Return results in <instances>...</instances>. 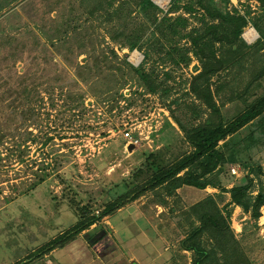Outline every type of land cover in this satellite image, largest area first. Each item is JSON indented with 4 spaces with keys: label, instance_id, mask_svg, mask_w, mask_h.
I'll use <instances>...</instances> for the list:
<instances>
[{
    "label": "rangeland",
    "instance_id": "rangeland-1",
    "mask_svg": "<svg viewBox=\"0 0 264 264\" xmlns=\"http://www.w3.org/2000/svg\"><path fill=\"white\" fill-rule=\"evenodd\" d=\"M157 1L164 10L170 6V0ZM0 3L4 4L0 7V130L9 133L11 140L20 135L22 141L36 135L41 138L43 132L52 137L45 145L41 141L26 143L30 151L25 154V163L14 160L10 166L0 164V264L2 260L4 264H12L34 254L64 228L75 224L80 220L76 212L78 203H89L92 210L99 212L106 204L124 196L120 200L121 206L125 205L120 211L122 214L119 209L114 211L120 223L114 225L116 229L102 224L107 227H104L107 231L104 240L108 242L101 241L95 246L100 247L98 254L93 251L95 247L88 246L89 256L98 264H191L194 254L184 250L181 243L199 224L188 208L201 195H193L189 205L188 199H184L187 190L183 192L184 197L164 187L140 196L129 194L140 189L149 177L148 165L158 163L162 167L175 156L183 155L185 149H192L183 144L182 132L171 110L194 102L204 108L201 111L207 117L205 105L188 93L194 76L201 71L197 57L189 53L192 56L189 64L164 63L157 56L154 57L157 62L143 63L144 54L138 49L120 51L116 46L120 56L128 53L127 60L133 66L157 67L163 85L173 88L170 97L160 99L159 94L157 97L141 87L135 72L131 76L124 74L125 79L119 85L116 80L121 71H115L116 77H93L90 67H84L93 47L92 40L96 41L94 35L82 43V35L72 29L74 24L64 29L59 26L64 17L89 9L88 0H13L10 5L9 0H0ZM244 5L239 0H231L228 6L244 13ZM252 10L249 16L252 20L242 34L252 48L245 49L243 61L234 72L224 70L210 80L211 92L222 105L223 114L243 110L245 103L264 93L261 75L264 39L254 26L257 21L264 28V21L259 18L263 9L255 1ZM179 45L186 48L190 43L183 39ZM257 46L260 49L255 51ZM167 73L171 76H166ZM30 95L42 97L41 101L33 102L42 112L36 122L29 116ZM175 98H179V104L172 102ZM183 119H186L184 115ZM28 131L32 132L31 136ZM126 132L131 134V139ZM173 132H178V137L172 139ZM2 153L5 154V149ZM254 155L264 168V147L256 148ZM235 165L239 167L233 173ZM45 166L51 176L43 181L40 170ZM229 166L233 178L226 183L227 188L247 174L241 164ZM261 179L264 182V175ZM255 182L259 186L260 182ZM206 192L214 194L218 188L210 186L203 194ZM257 192L258 187L253 194ZM224 196V200L218 199L220 205L229 200V193ZM135 206L140 207L139 218L132 216ZM261 212L260 219L256 220L250 212L245 213L237 206L230 221L241 248V252L233 254L243 255L249 264H264V206ZM108 217L100 219L110 220ZM121 217L128 218L130 224ZM112 220L109 222L113 223ZM83 232L77 235L80 242L84 240ZM40 253L23 260L31 261L30 264H59L48 253L36 258ZM59 255L67 258L65 250Z\"/></svg>",
    "mask_w": 264,
    "mask_h": 264
},
{
    "label": "trees",
    "instance_id": "trees-1",
    "mask_svg": "<svg viewBox=\"0 0 264 264\" xmlns=\"http://www.w3.org/2000/svg\"><path fill=\"white\" fill-rule=\"evenodd\" d=\"M255 1L263 9L259 18L264 21V0H239L240 4H245L244 13L235 6L229 8L231 0H170L167 10L154 0H88L91 3L89 9L78 10L70 17H64L59 26L64 29V26L74 24L72 29H75L76 34L82 35V43L94 35L96 41L92 40L93 47L88 52L84 66L90 67L88 69L90 73L93 72V77H116V72L121 71L120 78L116 80L120 85V80L125 79L124 74L135 72L141 87L152 95L159 94L160 99L170 97L173 88L163 85L157 67L151 66L147 69L144 64L133 66L127 60L128 53L120 56L116 46L120 51L127 49L132 52L138 49L144 54L143 63H152L154 60L157 62L154 58L157 56L160 62L189 64L192 59L189 54L191 52L199 60L201 71L194 76L188 93L194 94L205 105L207 110L204 112H207V117L201 111L204 108L194 102L183 104L181 110L179 107L171 110V116L182 132L183 144L192 149H185L183 155L175 156L171 163L162 167L157 166L158 163L156 166L148 165L151 170L149 177L140 189L132 190L129 194L136 193L140 196L160 186L174 194L183 186L218 188V192L207 195L188 208L199 220L198 226L181 243L184 250L194 254L191 264H249L243 255L233 254L241 252V248L230 224L232 213L234 207L240 206L256 220L262 215L264 182L261 176L264 175V168L254 158V153L256 148L258 150L264 147V93L257 95L247 105L245 103L243 110L230 115L223 114L222 105L218 104L210 89V80L215 74L224 70L234 72L235 67H239L243 61L245 49L252 48L242 34L252 20L249 16L253 11L252 2ZM12 2L13 0H9V5ZM0 7H4V4L0 3ZM254 23L259 37L264 39L263 26L257 21ZM35 28H31L32 31ZM183 39L189 41V47L179 45ZM259 49L257 46L255 51ZM238 70L240 71L239 68ZM261 73L264 77V71ZM166 76L171 74L167 73ZM34 100L41 101L42 97H29V116L36 122L42 112L33 104ZM172 102L179 104L180 100L175 98ZM28 133L29 136L32 135V132ZM177 135L178 132L174 133L172 139L178 137ZM39 136L26 137L22 141L20 135L18 139L11 140L9 133L5 134L0 130V164L10 166L14 160L25 163V154L30 151V146L26 143L41 141L45 145L52 140L48 132H43L41 138ZM2 149H5V154ZM47 157L46 154L45 159ZM44 163L50 165L51 162ZM232 164H241L247 174L243 180L227 188L226 183L233 178L229 166ZM47 168H41L40 180L44 181L51 176ZM255 180L260 182L259 186ZM256 187L258 192L253 194ZM226 193L230 195L229 200L220 205L218 199L224 200ZM125 197L106 204L99 212L92 210L89 203H76L80 220L69 228H64L39 251L25 255L12 264H22L24 258L30 259L38 252H41L40 255L35 257H42L63 246L83 230L98 224L101 216L112 214L120 200ZM76 200L79 201L77 198ZM100 231H104V235L97 239ZM106 234V229L102 226L88 233L87 238L95 246L101 241L108 242L104 240ZM30 263L31 261L23 264Z\"/></svg>",
    "mask_w": 264,
    "mask_h": 264
},
{
    "label": "crops",
    "instance_id": "crops-1",
    "mask_svg": "<svg viewBox=\"0 0 264 264\" xmlns=\"http://www.w3.org/2000/svg\"><path fill=\"white\" fill-rule=\"evenodd\" d=\"M160 187H162V186H160ZM208 187H210V186H208ZM207 187V188H208ZM159 188V187H158ZM189 189V190H188ZM206 189V188H205ZM205 189H199L198 188V190H196V187H193V186H183V187H180V188H178L177 190H176V192H175V194L174 195H182L183 196V192L185 191V190H187L186 191V193H187V197H184V199H185V201L188 199V201H187V204H189L190 205V203H191V199H192V197H193V195H201V197L202 198H204V197H206L207 195H209L207 192L205 193V194H203V192L205 191ZM213 194V193H212ZM190 198V199H189ZM201 198V199H202ZM130 199V198H129ZM201 199H199V200H201ZM199 200H197V201H199ZM130 201H128L127 203H129ZM196 202V201H195ZM126 203V204H127ZM194 203V202H193ZM188 205V206H189ZM124 206L125 205H123V206H121V203H118V205H117V209H119L118 210V212H120L123 208H124ZM123 207V208H122ZM186 208H187V206H186ZM116 209V210H117ZM135 209H137V210H135ZM135 210V211H134ZM139 210H140V207L139 206H135L134 208H133V210H132V214H134V215H132L133 217H135V215L139 218ZM121 213V212H120ZM122 214V213H121ZM128 214V213H127ZM109 217V219L111 220V218H113V223L112 222H109L110 220H101L100 222L101 223H99V224H94V225H92L91 226V228H88V229H85V230H83L82 232H83V236H84V240H86V241H82V242H80V240L81 239H77V236L76 237H74L71 241H69L68 243H66L65 245H63V246H61V247H58L59 249H54V250H52L51 252H49L48 253V255L50 254L51 256H55L56 258H55V261L57 260V262L59 263V264H65V263H67V262H72V263H74V264H98V262H97V260L93 257V256H89V254H91L89 251V247L90 246H92V244L88 241V238H87V236H88V233H90V232H92V231H94V230H96V229H98V228H100V227H102V224H106L108 227H111V228H115V224L117 225V224H119L120 223V221L119 220H116L115 219V217H117L116 216V214H115V212H113L112 214H109L108 215ZM130 216H131V214H130ZM125 218H122L121 217V220L123 221ZM126 220V222L128 223V224H130V222H129V219L127 218V219H125ZM96 227V228H95ZM104 227H106V226H104ZM107 228V227H106ZM155 228V227H154ZM116 229V228H115ZM156 229V228H155ZM103 230V229H102ZM121 232H122V230H120ZM107 232V231H106ZM129 232H130V235H131V229L129 228ZM80 234V233H79ZM99 235L97 236V239L98 238H100V236H102V234L104 235V231H100L99 233H98ZM130 235H125L126 237L128 236V237H130ZM102 238V237H101ZM102 240V239H101ZM70 243V244H69ZM98 244H100V243H98ZM98 244H96L95 246H97ZM69 245V246H68ZM66 246V247H65ZM89 246V247H88ZM95 246H92V247H95ZM91 247V248H92ZM93 249V248H92ZM62 250H65L66 251V253H67V258H63L62 256H58V253L60 252V251H62ZM93 251L94 252H96L97 254H98V251H97V248L95 247L94 249H93ZM27 261V260H26ZM26 261H23L22 262V264L24 263V262H26ZM104 261V260H103ZM5 263V260H2V262H1V264H4ZM32 264H34V263H32Z\"/></svg>",
    "mask_w": 264,
    "mask_h": 264
},
{
    "label": "built area",
    "instance_id": "built-area-1",
    "mask_svg": "<svg viewBox=\"0 0 264 264\" xmlns=\"http://www.w3.org/2000/svg\"><path fill=\"white\" fill-rule=\"evenodd\" d=\"M247 34V32L245 33V36H246V38L248 39V36L246 35ZM257 37H258V35H257ZM256 39V38H255ZM254 39V40H255ZM249 40V39H248ZM253 40V41H254ZM250 41V40H249ZM138 53V52H137ZM134 55V54H133ZM132 55V56H133ZM138 59H139V57H138ZM129 139H131L132 137H131V134L129 133V132H126V134H125ZM133 143H136L137 141L135 140V141H132ZM235 167H239L238 165H235V166H232V172L233 173H235L236 172V168Z\"/></svg>",
    "mask_w": 264,
    "mask_h": 264
},
{
    "label": "flooded vegetation",
    "instance_id": "flooded-vegetation-1",
    "mask_svg": "<svg viewBox=\"0 0 264 264\" xmlns=\"http://www.w3.org/2000/svg\"><path fill=\"white\" fill-rule=\"evenodd\" d=\"M109 244H110V242H109ZM98 245H100V244H98ZM96 248H97V251L99 252V248H100V247H99V248H98V247H96ZM102 248H103V245H102Z\"/></svg>",
    "mask_w": 264,
    "mask_h": 264
},
{
    "label": "clouds",
    "instance_id": "clouds-1",
    "mask_svg": "<svg viewBox=\"0 0 264 264\" xmlns=\"http://www.w3.org/2000/svg\"><path fill=\"white\" fill-rule=\"evenodd\" d=\"M157 4H160L157 0H154ZM258 36H259V34H258Z\"/></svg>",
    "mask_w": 264,
    "mask_h": 264
}]
</instances>
